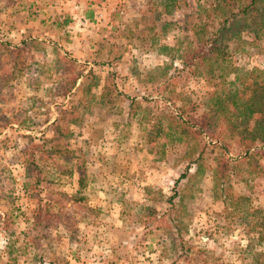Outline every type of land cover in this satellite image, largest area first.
<instances>
[{
    "label": "rangeland",
    "instance_id": "374dc122",
    "mask_svg": "<svg viewBox=\"0 0 264 264\" xmlns=\"http://www.w3.org/2000/svg\"><path fill=\"white\" fill-rule=\"evenodd\" d=\"M220 1L0 0V264H264V148L220 114L210 138L164 136L170 112L210 117L264 86V36L223 44L214 76L183 66ZM42 143L58 154L37 183Z\"/></svg>",
    "mask_w": 264,
    "mask_h": 264
},
{
    "label": "trees",
    "instance_id": "16d2710c",
    "mask_svg": "<svg viewBox=\"0 0 264 264\" xmlns=\"http://www.w3.org/2000/svg\"><path fill=\"white\" fill-rule=\"evenodd\" d=\"M163 6L168 8L171 6V2H166ZM209 9L210 15L213 16L210 22L213 25L212 30H209L206 23L199 22L195 24L192 33L196 47L192 48L193 43H189L190 45L184 50L181 57L183 66L193 68L195 71L198 69L197 65L200 66L204 62H208L206 74L214 76V74L220 73L222 69L212 55L220 53L223 44L233 39L240 41L242 33L254 34L257 37L264 36V0H222L215 5H210ZM200 12L199 10L198 13ZM220 75L217 77H224L223 72ZM76 80H78L77 77L70 79L68 90L76 89ZM257 94L259 95L257 96ZM223 102L222 100L221 106L217 104L216 107H220L219 110H214L215 115L210 117L207 113L202 117L194 118L191 116V111L184 106L177 111V114L170 112L165 116L168 124L164 136L172 140L176 135L187 141L197 140V138L202 139L201 137L204 134L210 138L208 131L218 122V114H220L222 121L227 124L228 136L242 141L246 153H249L251 148L256 145L264 148V86L253 85L252 95L244 102L230 100L227 103V108H223ZM213 117H215L213 120L215 122L212 123L211 119ZM203 149L205 147L202 150H195L193 153L195 155L194 163L197 166L203 159ZM28 153L26 171L34 172L36 182L39 183L44 177L46 169L44 167L47 166V160L58 153L53 149H45L43 143L32 144L28 149ZM193 155L187 158L188 161L192 162ZM218 161L219 164L213 170L215 188L220 184L219 181L226 178L227 162L219 158ZM181 177H184V175ZM83 178V172H79L78 183L81 187L84 183ZM176 196L177 193H174L169 202H172V199ZM171 207H174V205H171ZM148 216L155 217L151 212L148 213ZM176 219L177 216L172 218V225L171 227L167 226L166 232L173 244L176 242L174 236L182 237V233L186 230L184 222L181 219ZM55 221L59 222L58 220ZM173 229H175V233L172 232Z\"/></svg>",
    "mask_w": 264,
    "mask_h": 264
}]
</instances>
